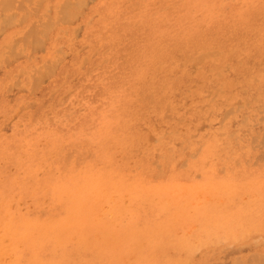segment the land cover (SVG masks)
I'll return each mask as SVG.
<instances>
[{
	"label": "rangeland",
	"instance_id": "374dc122",
	"mask_svg": "<svg viewBox=\"0 0 264 264\" xmlns=\"http://www.w3.org/2000/svg\"><path fill=\"white\" fill-rule=\"evenodd\" d=\"M15 1L0 264H264V0Z\"/></svg>",
	"mask_w": 264,
	"mask_h": 264
},
{
	"label": "bare ground",
	"instance_id": "6f19581e",
	"mask_svg": "<svg viewBox=\"0 0 264 264\" xmlns=\"http://www.w3.org/2000/svg\"><path fill=\"white\" fill-rule=\"evenodd\" d=\"M3 1L5 2V0H2V3H3ZM8 1H10V0H8ZM8 1L5 3V5H3L2 3H0L1 5H3V7L5 6L4 8H3V7L0 8V9H3L2 12H5L4 9H5V10H6V9L8 10L9 8L12 9V7H14V2H16V1H15V0H14V2H13L12 0L10 1L11 4H12V2H13V4H12L13 6H12V7L9 6V5H11V4L8 3ZM20 1H21V2H20L19 4L22 5V2H23L24 0H20ZM29 1L31 2V0H29ZM29 1H26V2L28 3ZM24 2H25V1H24ZM39 3H40V2H39ZM39 3L37 2V6H36V7L39 6ZM19 4H18V6H17V8H16L17 11H21L20 9L23 8V6H20ZM28 4H29V3H28ZM30 4H31V3H30ZM40 4H42V3H40ZM63 4H64V3H63ZM7 5H8L9 7H8ZM19 6H20L21 8H20ZM65 6H66V3H65V5H64V7H63V5H62V7H61V6H60V7L64 9ZM78 6H79V4H78ZM7 7H8V8H7ZM39 7H40V6H39ZM67 7L70 8L71 6H68V4H67ZM81 7H82V5H81ZM19 8H20V9H19ZM24 8H25V7H24ZM82 8H83V7H82ZM25 9H26V8H25ZM25 9H24V11H25ZM37 9H38V8H37ZM37 9H35V10H37ZM70 9H73V7L70 8ZM13 10H14V9H13ZM31 10H32V11H35V10H33L32 8H31ZM22 11H23V10H22ZM59 11H61V9H59ZM35 12H36V11H35ZM25 13H26V12H25ZM75 13H76V12H75ZM33 14H34V13H33ZM13 15H14V14H13ZM29 15H30V14H29ZM61 15H62V14H61ZM26 16H27V13H26ZM26 16H25V17L22 16V19H23L24 21H25ZM62 16H63V15H62ZM62 16H61V18H62ZM78 16H80V15H78ZM8 17H9V18H8L7 20H9L10 18H11V19H10L11 21H12V20H15L13 16H12V17L8 16ZM48 17H49V16H48ZM63 17H64V18H67L66 15L63 16ZM2 18H3V16H2ZM58 18H59V17H58ZM58 18L56 19V22H55V23H57V25H58V22H59V21H62L61 18H60V20H59ZM22 19H21L20 21L23 22ZM76 19H77V18H76ZM47 20H48V19H47ZM49 20H51V19L49 18ZM49 20H48V22L46 21L45 24H41L42 26L44 25L43 28H44L45 30L41 27V28L45 31L44 34H47V33H48L47 31H49V29H52V27H53V26H51V27H47V26L53 25L51 22L49 23ZM57 20H59V21L57 22ZM63 20H64V19H63ZM74 20H75V19H74ZM65 21H66V20H65ZM3 22H4V20H3ZM5 22L7 23V25H8V24H12V22L10 23V21H8L9 23H8L7 21H5ZM74 22H75V21H74ZM19 23H21V22H19ZM38 23H39V22H38ZM61 23H62V22H61ZM33 24H34V23H33ZM46 24H47V25H46ZM49 24H50V25H49ZM64 24H65V23H64ZM13 25H14V24H13ZM45 25H46V26H45ZM1 26H2V25H1ZM9 26H10V25H9ZM34 26H35V24H34ZM37 27H39V26H37ZM46 27L48 28V30H46V29H47ZM8 28H9V27H8ZM30 28H31V29H29V30L32 31V27H30ZM34 28H35V27H34ZM0 30H2V28H0ZM29 30H28V31H29ZM34 30L37 32V29H34ZM34 30H33V31H34ZM2 31H3V30H2ZM2 31H1V34H0V35H2ZM30 31H29L28 33H27V32L24 33V35H23L24 37L22 36V38H24V40L26 39L27 36H28V37H31V36L33 37V36H35L36 34L38 35V34H42V33H43V32H42V33H41V32H37V33H36V32H33V31H32V32L34 33V34L32 35V34H29V33H32V32H30ZM76 31H77V30H76ZM46 32H47V33H46ZM74 32H75V31H74ZM25 34H27L26 37H25ZM44 34H43V37L45 38V35H44ZM74 34H75V33H74ZM30 35H31V36H30ZM36 37H37V36H36ZM41 37H42V35H41ZM37 38H38V37H37ZM37 38H35V39H37ZM18 39H19V38H17L16 40L18 41ZM31 39L33 40L34 37L31 38ZM35 39H34V40H35ZM38 39H39V38H38ZM38 39H37L35 42H34V40H33V45H34V43H35V44H39V43H40V42H39L40 40H38ZM20 40H21V38H20ZM24 40H23V43H24V44L22 43V44H23V49H24V45H25V43L28 42V41H24ZM17 41H15V42H17ZM37 41H38L39 43H36ZM19 42H20V41H18V43H19ZM41 42H42V41H41ZM13 43H14V41H13ZM18 43H17V45H18ZM30 44H31V50H32L31 53H32V52H33V48H32L33 45H32V42H31ZM40 44H41V43H40ZM42 44H43V43H42ZM42 44H41L39 47H41ZM14 45L16 46L15 43H14ZM14 45H12L13 48H14ZM27 46H28V45H27ZM36 46H37V45H36ZM4 47H5V46H4ZM33 47H34V46H33ZM34 48H35V47H34ZM35 49H36V48H35ZM38 49H39V48H38ZM82 49H83V48H82ZM12 51H14V49L11 50L12 56H14L15 54H13ZM55 52L57 53V51H55ZM58 52L60 53V51H58ZM8 53H9V52H8ZM8 53H7V54H8ZM14 53H15V52H14ZM215 53H216V52H215ZM212 54H213V53H212ZM9 55H10V53H9ZM16 55H17V54H16ZM16 55H15V56H16ZM19 55H20V54H19ZM210 55H211V54H210ZM10 56H11V55H10ZM12 56H11V57H12ZM15 56H14V57H15ZM201 56H202V55H201ZM208 56H209V54H208ZM208 56H207V58H208ZM24 57H25V56H24ZM62 57H64V56H62ZM199 57H200V56H199ZM202 57H204V55H203ZM205 57H206V55H205ZM200 58H201V57H200ZM200 58H197V60L200 59ZM7 59H8V58H6V60H7ZM16 59H17V58H16ZM16 59H15V60H16ZM201 59H202V58H201ZM15 60H14V61H15ZM58 60L61 61L60 58H59V59L57 58V63H56V62L53 63L52 66L56 67L54 64H59ZM200 61L202 62L203 59H202V60H198V62H200ZM261 61L264 62V60H261ZM5 62H6L7 64H10V62H8V61H4L3 63H5ZM83 62H84V61H83ZM198 62H197V64H199ZM0 63H1V61H0ZM6 63H5V64H6ZM46 63H48V61H47ZM7 64H6V65H7ZM83 64H84V63H83ZM83 64H82V65H83ZM261 64H262V63H261ZM261 64H260V66H261ZM0 67H1V66H0ZM4 67H5V65H4ZM6 67H7V66H6ZM54 67H53V71H54ZM193 67H194V66H193ZM196 67H197V66H196ZM44 68L47 69V73L45 72L46 69H44ZM44 68H43V69H44V72H45L46 74L49 73V70H52V69H50V67L45 66V65H44ZM191 68H192V67H191ZM39 69H41V67H40ZM39 69L37 70V72L39 71ZM193 69H194V68H193ZM194 70H195V69H194ZM227 70H228V69H227ZM34 72H35V69H34ZM37 72H36V73H37ZM39 72H40V71H39ZM51 72H52V71H51ZM45 73H44V74H45ZM192 73H193V72H192ZM20 74H21V71H20ZM38 74H39V73H37V75H38ZM46 74H45V76H46ZM50 74H51V73H49V75H47V76L50 77ZM52 74H53V73H52ZM33 75H34V73H33ZM40 76H41V77H40ZM40 76H39L40 79H41L42 77H44V75L42 76L41 73H40ZM47 76H46V78H47ZM30 77H31V76H30ZM44 78H45V77H44ZM32 79H33V77H32ZM34 80H35L36 82L39 81V80H37V78L34 79ZM41 80H43V79H41ZM41 80H40V82H41ZM32 81H33V80H32ZM40 82H39V84H40ZM42 82H43V81H42ZM42 82H41V84L44 83V82H43V83H42ZM16 83H17V82H16ZM18 83H19V82H18ZM37 83H38V82H37ZM31 84H33V83H31ZM14 85H15V83H14ZM17 85H19V84H17ZM31 86H32V85H31ZM33 86H34V88H36L35 85H33ZM37 86H38V85H37ZM14 87H15V86H14ZM15 88H16V87H15ZM34 88L32 87V89H34ZM38 88H39V86H38ZM38 88H36V89H38ZM8 89H9V88H8ZM11 89H12V88H11ZM22 89H23V88H22ZM36 89H35V90H36ZM219 90H220V89H219ZM216 91H217V90H216ZM232 91H234V90H232ZM31 92H33V91H31ZM188 92H189V90H188ZM221 92H222V91H221ZM208 93H211V92H208ZM222 93H223V92H222ZM215 95H216V93H215ZM216 96H217V95H216ZM195 100H197V99H195ZM211 100H214V97H213V99H211ZM255 101H256V100H255ZM209 103H210V102H209ZM236 105H239V102H238V104H236ZM28 106H29V105H28ZM208 106H209V105H208ZM21 109H22V108L19 109V112H20ZM232 109H233V108H232ZM232 109L230 110V113H231V111H232V113H233V110H232ZM236 111H237V109H236ZM19 112H18V113H19ZM223 114H224V113H223ZM226 114H227V113H226ZM226 116H227V115H226ZM226 116H225V117H226ZM226 118H227V117H226ZM226 118H224V119H226ZM224 119H223V120H224ZM10 122H11V121H10ZM221 122H222V121H221ZM244 122H245V121H244ZM9 124H10V123H9ZM9 124H8V125H9ZM219 124H221V123H219ZM220 128H221V127H220ZM155 129H156V128H155ZM197 132H198V131H197ZM176 133H177V132H176ZM232 134H233V133H232ZM150 139H151V138H150ZM251 140H252V139H251ZM148 141H149V140H148ZM151 142H152V141H151ZM254 142H255V141H254ZM254 142L252 141V143H254ZM259 144H260V143H259ZM261 144H262V145L264 144V142H263V137H262V143H261ZM263 146H264V145H263ZM190 157H191V156H190ZM184 164H185V163H183V165H184ZM184 166H185V165H184ZM181 167H182V166H181ZM181 167H180V168H181ZM158 169H159V167H158ZM124 170H125V169H124ZM196 178H198V177H196ZM229 186H230V185H229ZM126 196H127V195H126ZM126 196H125V197H126ZM113 197H114V196H113ZM113 197H112V198H113ZM200 198H201V197H200ZM207 198H208V197H207ZM209 199H210V198H208L207 201L211 202ZM112 200H114V199H112ZM125 201H126V200H125ZM163 201H164V200H163ZM168 201H169V200H168ZM207 201H206V203H207ZM125 203H126V202H125ZM160 203H161V202H160ZM166 204H167V203H166ZM193 204H194V202L192 203V205H193ZM221 204H222V203H221ZM110 215H111V214H110ZM195 228H196V227H195ZM195 228L193 227V228H191V230H193V229H195ZM191 230H190V232H191ZM259 233H260V232H259ZM179 234H180V233H179ZM179 234H178V235H179ZM187 234H189V232H188ZM185 236H186V235H185ZM212 240H213V239H212ZM254 242H255V241H254ZM195 243H196V242H195ZM253 245H254V244H253ZM198 250H199V249H198ZM196 254H197V253H196ZM196 254H195V255H196ZM5 262H6V261H5Z\"/></svg>",
	"mask_w": 264,
	"mask_h": 264
}]
</instances>
